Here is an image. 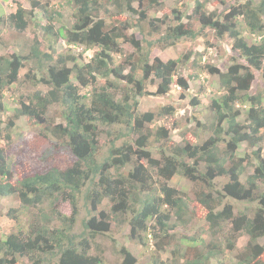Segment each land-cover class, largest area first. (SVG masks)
<instances>
[{
  "label": "trees",
  "instance_id": "1",
  "mask_svg": "<svg viewBox=\"0 0 264 264\" xmlns=\"http://www.w3.org/2000/svg\"><path fill=\"white\" fill-rule=\"evenodd\" d=\"M28 1L31 9L17 1L7 16L0 9V25L44 33L43 39L32 36L31 45L0 54V139L10 143L22 117L37 130L32 145L18 146L20 152L0 145V198L20 202L7 212L17 228L0 234V264H109L96 241L113 226H127L129 240L144 255L150 253L144 263L134 250L122 247L121 264H264V101L252 91L258 75L264 79V0L233 4L222 15L207 14L196 2L203 31L209 28L218 41L225 36L235 40L232 50L239 58L232 57L224 68L203 63L202 53L168 61L151 58L155 47L166 50L198 35L177 9L173 18L150 17L165 0H71L67 19L47 1ZM39 14L46 19L43 26ZM122 15L129 19L116 18ZM248 35L260 39L251 41ZM61 39L67 47L82 45L95 53L86 63L70 50L57 53L51 43ZM121 45L132 52L124 55ZM191 59L193 73L187 72ZM22 69L27 70L24 85L33 90L10 108L7 92L19 82ZM202 72L218 77L222 94L210 99L206 122L194 115L188 123L196 121L195 135L210 128L213 136L192 144L182 133V142L176 143L171 131L180 123L162 121L175 117L179 106L174 102L143 112L140 99H169L177 87L180 100L190 97L197 109L206 90L193 83ZM100 80L106 81L101 88ZM40 85L47 90H39ZM153 85L156 91L148 89ZM54 108L58 115L51 116ZM243 143L250 153L238 154ZM246 167L254 173L243 180ZM177 176L193 184L192 197L170 185ZM220 178L227 179L221 187ZM80 198L88 215L83 231L72 235ZM192 199L206 211L205 226L195 228ZM228 199L253 207L235 213ZM61 202L70 204V215L58 210ZM243 236L248 241L239 249Z\"/></svg>",
  "mask_w": 264,
  "mask_h": 264
},
{
  "label": "rangeland",
  "instance_id": "2",
  "mask_svg": "<svg viewBox=\"0 0 264 264\" xmlns=\"http://www.w3.org/2000/svg\"><path fill=\"white\" fill-rule=\"evenodd\" d=\"M21 2L23 6L27 9H31V3L28 0H6L2 1L0 0V9L4 13V16L9 15L12 12H15L17 5L16 3ZM49 2V6L55 9H58L62 12V14L66 17L71 15L72 10L71 7L66 4V2L71 0H43V2ZM247 0H165L163 7H158L151 11L150 17L152 18H163L164 16H170V18H173V10L177 9L182 12V14L185 16L184 22L187 24L192 25L191 27L197 31L198 34L195 39H186L184 38L177 46L170 47L166 50H162L160 47H155L151 51V58L159 57L164 61H168L170 59H178L181 56H184L186 54H191L192 56L196 55L197 53H202L204 56L203 63H205L207 60L209 62L216 63L221 68L226 67V65L232 63V57L239 58V54L232 50V46L234 44V39L230 38L229 36H225L222 40L218 41L215 37V34L212 30L209 28L202 30V24L198 21V16L195 13L196 10V2L203 3L204 7L203 10L209 14L212 12H216L217 15L224 13L227 8L233 4L238 3H245ZM137 6V4H136ZM114 11V9L112 8ZM1 12V11H0ZM102 16L106 17L108 22L112 21V18L108 17L106 14H101ZM39 22L41 23V26L46 24V19L42 17V14L38 15ZM119 20H123L124 18L129 19L127 16L122 15L121 17H116ZM131 18L132 23H136L137 21ZM157 24V23H156ZM172 24H176L175 21ZM58 27V26H57ZM137 28L135 27V30ZM164 29V28H163ZM133 30H129V33L131 34ZM138 34V30H136ZM32 36H39L43 39L44 33L39 28V31H33V29H29L26 33H19L14 28L8 26V23H3L0 25V39L2 44L0 43V54H5L10 50L17 51L19 50V46H23V44L31 45L33 43V37ZM141 36V34H140ZM142 37V36H141ZM156 38V37H155ZM153 38V39H155ZM148 39H150L148 37ZM209 39L210 44H213V47H210L207 43V40ZM248 39L251 41H255L256 39H260L259 36L255 35H248ZM52 48L57 52L61 53L64 51L70 50L73 52L76 56H78L79 60L82 62H88L91 57H93L95 50H88L85 48V46L79 45V46H72L67 47L66 41L64 39H61L59 41H53L51 43ZM124 50V55L130 54L132 52V49L129 48L127 45H121ZM69 48V49H68ZM47 52L51 53V50L49 51L47 48ZM123 59L118 57L117 63L120 64ZM193 59L189 62V73H193ZM72 66V64H70ZM130 69L126 71L125 74H128ZM27 70L22 69L19 82L16 84V86L11 89L9 92H7V103L10 108H15L18 106V100L19 96L21 94H24L28 92L29 90L32 91L33 88L29 86L28 84L24 85V76L26 74ZM106 81L100 80L98 82L99 88L105 86ZM191 85V84H190ZM196 85V88H195ZM205 86V92L200 95V99L203 103L202 106H199L197 109L192 108L190 105V97L185 98L183 100H180L181 97V89H178L177 87H174V90L171 93V98L169 99H162L158 97H152V96H144L140 99V110L143 112L156 110L160 105L171 103L177 104L179 106L178 114L175 117H170L169 119H166L162 121L163 124H166L167 126H170L173 122H179L180 126L179 128L172 129L171 131V140L180 143L183 140L182 133H186L188 136V140L192 144L199 143L200 140H206L209 137L213 136L212 131L210 128H207L206 131H203L202 133L199 132V135H195V127L197 126V123L195 120H191V123H188V118L194 117L196 115L199 120L202 122H206L205 115L207 112V107L210 104V99L214 96L222 94V92H218L219 89V83H218V77L211 76L206 72H202L199 75V79L196 80L193 83V88L200 89L201 86ZM38 89L41 91H46L47 88L44 86H38ZM150 91H156V85L150 86L148 88ZM191 89V93L195 94L197 90ZM88 89H83V92H87ZM252 91L254 94H261L264 101V79H262L261 76L258 75L257 80L255 81L253 85ZM58 109L54 108L51 110L50 114L51 116L58 115ZM12 112L9 110L6 114H4L3 119L6 120L8 115H11ZM205 114V115H204ZM243 120V118H242ZM209 124V123H208ZM12 133L15 135L14 139L8 143L4 139H0V145L4 147V149L9 150V145L12 146L11 152L16 153L20 152L19 145L22 144L24 146L32 145L30 142L32 141V136L36 134L37 130L33 126H31L28 123V119L26 117L20 118L18 121H16V127L12 129ZM263 135V158H264V131L261 133ZM248 150L247 145L245 143L242 144L238 154L244 155ZM49 154V152H47ZM248 153L250 151L248 150ZM247 172L242 176V179L245 180L247 175H251L254 173V170L251 169V167H246ZM218 183V186H222L227 182L226 178H220L216 180ZM170 185L175 186L179 189L185 190L190 194V197H192V191H193V184L182 178V177H175L171 182ZM227 202L230 204H233L235 206V213L238 211H244L246 208H252L248 203L246 202H240L233 199H228ZM190 210L195 212V228L198 226H201L204 224V217H205V209L198 204L197 202L190 200L189 202ZM20 202L16 198H0V234L6 235L11 233L13 230L17 228V222L15 220H12L7 216V212L9 209L14 207H19ZM80 216L76 223L75 229L72 233V235H79L83 231L82 226V220L87 217V211L84 207V200L83 198H80ZM58 210L62 214L70 215L71 214V206L68 202H61L58 205ZM21 220L26 222L27 217L26 215H23L21 217ZM205 226V224H204ZM112 229L113 232H111L107 237L99 238L96 243L97 246L100 247L103 251V255L106 257V260L109 264H121V257L119 254V249L122 247H127L129 249L134 250V253L140 258L141 261L145 263V261L148 260L150 257V253L147 252L145 255L143 253V250L140 245H137L133 243L129 238L127 237V234L129 233V229L127 226L117 227L113 226ZM208 235H205L207 237ZM208 239V238H207ZM248 241L247 236H243L238 241V248L242 249ZM261 243H264V238L260 240ZM95 248H93V251ZM164 258H167V255H164ZM25 262H29L28 260L24 259ZM48 264H54V261Z\"/></svg>",
  "mask_w": 264,
  "mask_h": 264
}]
</instances>
